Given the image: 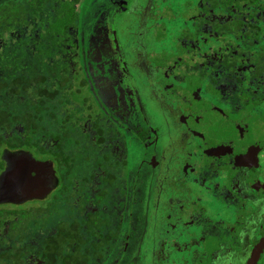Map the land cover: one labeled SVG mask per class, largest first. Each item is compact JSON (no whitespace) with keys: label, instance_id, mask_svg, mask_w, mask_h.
<instances>
[{"label":"flooded vegetation","instance_id":"obj_1","mask_svg":"<svg viewBox=\"0 0 264 264\" xmlns=\"http://www.w3.org/2000/svg\"><path fill=\"white\" fill-rule=\"evenodd\" d=\"M100 1L92 26L100 34L78 35L99 43L105 60H113L112 68H102V77L112 83L106 70L114 69L110 73L124 82L111 85L121 101L108 110L82 72L83 62L80 70L90 81V96L96 95L88 110L102 119L98 169L116 171L123 191L120 205L98 213L104 226L84 236L81 249L88 258L82 264H107L108 255L112 264H124L107 251L117 247L121 254L131 243L134 257L125 264H264V0L242 2L244 10L231 5L230 14L216 1L182 0L188 14H178L183 30L173 26L174 57L160 65L150 60V44L165 36L153 37L154 30L174 22L169 9L161 12L156 0ZM157 1L169 5L170 0ZM237 13L238 26L232 23ZM229 20L225 39L219 28ZM18 152L49 160L56 182L42 198L0 206L42 201L58 187L53 161L22 148H0V173ZM80 164L91 171L85 161ZM93 179L85 187L99 184ZM85 189V207L92 211L96 204ZM139 200L145 202L142 217L131 211ZM44 228L34 235L25 230L20 264H69L54 261L50 248L43 250Z\"/></svg>","mask_w":264,"mask_h":264},{"label":"trees","instance_id":"obj_2","mask_svg":"<svg viewBox=\"0 0 264 264\" xmlns=\"http://www.w3.org/2000/svg\"><path fill=\"white\" fill-rule=\"evenodd\" d=\"M205 1L211 5L216 1L217 7L228 14L231 5L239 3L244 10L242 2L252 3V0ZM76 2L0 3V148H22L37 158H49L59 177L58 187L42 201L0 206V264H20L25 230L30 229L34 235L39 227H47L42 238L43 250L51 251L54 261L58 258L60 263L67 260L69 264H82L88 258L86 250L81 249L84 236L94 235V231L104 226L97 219L98 213L109 209L111 204L122 203L118 194L123 189L116 171L109 175L108 168L105 173L98 169L102 158L99 123L102 119L94 114L95 109L88 110L96 95L90 96L87 86L90 81L80 70L83 53L77 37ZM241 17L237 13L236 22L232 23L236 25ZM230 21L219 28L225 39L231 29ZM72 147L80 152L72 153ZM80 161L89 166V173L86 166L78 165ZM78 171L80 175L76 174ZM94 177L99 184L85 187ZM85 188L91 190L90 199L96 204L92 211L85 207L89 200ZM109 224L107 221L106 225ZM7 241L8 246L4 244ZM95 252L99 253L98 249ZM94 257L100 259L101 255Z\"/></svg>","mask_w":264,"mask_h":264},{"label":"rangeland","instance_id":"obj_3","mask_svg":"<svg viewBox=\"0 0 264 264\" xmlns=\"http://www.w3.org/2000/svg\"><path fill=\"white\" fill-rule=\"evenodd\" d=\"M4 1V0H0V3ZM156 4L158 3V6L163 9L161 10L166 12L169 9V14L171 19H174L170 21V23H167L165 26V28L163 29V27L161 29H159L158 31L154 30V34L153 37L162 32V34L164 33L165 36L163 37H159L158 35L155 37V42H151L150 44V49L153 51V54L150 55V60L153 62H157V64H164V60L166 59H172L174 57V54L172 53L173 50L176 48V42L173 45V38L176 35V28H173V26L178 27L177 29H180L182 26L181 23V18L178 17V14L181 13L183 15V17L185 16V13H187L188 11H185L183 9L182 6V0H170L169 1V5H164L159 3L157 0L155 1ZM187 1H185L184 3H186ZM101 4L100 0H79L76 7L77 10V15H78V19L80 22V30L78 32V34L80 33V35L82 36H87L92 32V26L94 24V18L97 17L96 13L99 10V7ZM188 14V13H187ZM161 16H164V14H161ZM158 20H163L158 19ZM181 30H183V28H181ZM153 33V32H151ZM92 35L89 37H95L96 34H100L98 29L95 28L93 30V32L91 33ZM161 34V33H160ZM79 36V43H81V47H82V53L84 54V59L82 58L80 60V62H83V64L85 65V71H82L83 73H86L88 76V78L90 80H92L93 84L96 87V94L97 97L100 96V98L102 99V101H104V104H106L105 107H107V109L109 110L110 107H115V104L119 103L121 100L119 99L120 95L113 93L112 91V84H114V86L118 83L122 84L124 82H122V80H116L117 74L115 73L114 75H112V73H110L111 70L114 69H108V68H112L113 67V58L112 56L110 57L112 62L109 61L108 59L105 60L106 55L104 53H101L100 50V44L97 43V45L94 43V41H89L88 42L86 40H83V38ZM100 42V41H99ZM83 43L85 44V48H83ZM204 45V44H203ZM207 47V46H206ZM205 47V50L207 49ZM85 49V50H83ZM85 51V52H84ZM93 62V64H91V62ZM116 62V61H115ZM107 66V73L110 74V76H112V83L111 81L108 83H106V81L104 80V78L102 77V72H103V67ZM118 63L116 64V67H118ZM110 70V71H109ZM178 70V69H177ZM93 73V74H92ZM107 75V74H106ZM110 76H108L107 78H110ZM187 81L189 80V76L186 77ZM104 80L101 81V80ZM192 79V78H191ZM99 81L103 82V83H99ZM186 81V82H187ZM122 82V83H121ZM116 83V84H115ZM92 87H94L93 85H91ZM181 89L184 90H188L186 83L183 85H180ZM118 92H121V89L119 87V85L116 86ZM118 95V97H117ZM110 97L112 98L110 100ZM115 97V98H113ZM96 99V98H95ZM75 105V104H74ZM72 106V104H71ZM107 110V112H108ZM69 111V109H68ZM130 114L133 115L134 114V110L130 111ZM133 121H136V118H134ZM59 131V130H57ZM216 134V132L212 131L210 132V135L212 137H214ZM72 153H76V152H80V150H76V147H72L71 149ZM147 185V184H145ZM137 191V189H136ZM131 195H128V200L130 199ZM138 202L141 203V201L139 200ZM138 203L136 205V208L134 211V206L131 207V211H133L134 214H139L140 217H142L143 215V211L145 210V202L144 200L142 201V203L140 204ZM135 204V202H134ZM130 241V240H129ZM135 243V242H134ZM129 246V245H128ZM134 246L132 247V243L130 244L129 247H127L125 249V251L120 252L121 254H119V249L117 247H115L114 249H109L107 251L108 253H112V255L114 257L120 258L122 262H124V264L126 263L127 259H131L132 257H134V252H133ZM110 256L108 255L106 261L108 260L107 264H112V260L109 261Z\"/></svg>","mask_w":264,"mask_h":264},{"label":"water","instance_id":"obj_4","mask_svg":"<svg viewBox=\"0 0 264 264\" xmlns=\"http://www.w3.org/2000/svg\"><path fill=\"white\" fill-rule=\"evenodd\" d=\"M9 162L0 173V202L42 198L56 182L49 160H35L27 152H18Z\"/></svg>","mask_w":264,"mask_h":264}]
</instances>
